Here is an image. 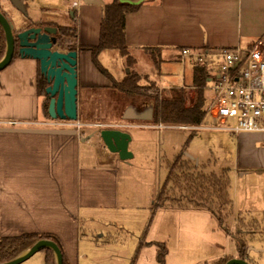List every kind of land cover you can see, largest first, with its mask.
<instances>
[{"label": "crops", "instance_id": "0c3cea01", "mask_svg": "<svg viewBox=\"0 0 264 264\" xmlns=\"http://www.w3.org/2000/svg\"><path fill=\"white\" fill-rule=\"evenodd\" d=\"M19 1L23 11L12 0H0V11L5 15H8L7 11L11 8L10 11L18 14L21 11L31 23L47 21L44 17L34 16L32 13L36 11L42 14L49 12L54 16H68L71 19L68 26H74L76 33L74 46L78 54V84L94 88L110 86V82H104L102 74L93 66L89 51L80 48L98 42L102 8L112 0ZM121 1L140 4L135 12L125 16V40L131 55L136 59V66L146 70L150 67L153 74L154 69L143 47L159 48L160 66L167 61L180 64L183 80L186 65H190L192 69L193 65L190 59L181 57L182 49L203 50L207 54L204 59L207 65L208 59L214 58V51L236 46L245 48L264 33V0ZM20 18L24 20L21 15ZM25 28L26 25L19 30ZM209 70L214 73L213 68ZM147 71L138 73L149 75L153 80ZM170 73L171 70L162 71V78ZM39 75L38 62L30 58L17 57L0 71V127L40 128L30 123L48 118L42 109L44 98L37 92L36 81ZM155 83L160 90L167 92L170 88L189 85L184 82L168 86ZM190 84L192 85V81ZM206 100L207 103V97ZM11 122L14 124H10ZM130 123L146 126L123 130L131 136L128 149L134 142L149 140L148 137L155 131L189 130L183 126H165L141 121ZM77 133L78 135H58L0 132V237H14L26 233L52 234L58 239L67 264H90L86 261L89 253L101 252L103 256L97 258H107L109 255L104 253L107 248L122 245L129 231L118 227L116 223H124L125 216L133 210L123 204L119 205L124 189L120 187L119 171L114 165L115 160H119L118 155L109 152L98 135L83 140L93 134L91 131L86 135L87 133L79 129ZM210 136L213 137L214 133ZM234 138L237 142L236 160L233 170L229 171L235 215L242 213L235 209L238 206L236 193H249L247 188L240 189L241 180L249 183L264 179V134L239 133ZM252 175H255L256 180L251 178ZM154 195H151L150 206L146 205L143 213H136L142 221L151 211ZM161 209L171 212L200 210ZM106 222L109 224L104 225ZM118 235L122 236L118 243L108 244L99 240ZM145 235L139 237V242L141 238L145 247L138 252V261L158 264L156 243L166 245V242H147ZM226 236L229 234L226 233ZM150 244H154L153 249ZM186 246L183 240L179 248H183L185 254L177 253L175 261L188 262L190 253H187ZM169 255L170 249L167 247L165 257ZM237 255L236 250L235 254H225L223 257L236 258Z\"/></svg>", "mask_w": 264, "mask_h": 264}, {"label": "rangeland", "instance_id": "374dc122", "mask_svg": "<svg viewBox=\"0 0 264 264\" xmlns=\"http://www.w3.org/2000/svg\"><path fill=\"white\" fill-rule=\"evenodd\" d=\"M10 10L7 11L8 15L5 16L9 18L15 33L19 31L21 26L24 27L26 25L27 27L30 24H34L35 27L57 28L62 27V24H64L63 26H68L71 22L68 16H54L49 12L42 14L36 11L32 13L34 16L44 17L47 21L31 23L21 11H19L21 14H18L16 11ZM20 15L24 17V20L20 18ZM53 49L58 50L57 47ZM100 60L115 78L118 77L117 79H119L120 76L123 75V71L125 72L126 70L123 59L115 52L106 51L102 53L100 55ZM208 60L207 67L209 69L213 68L215 71L218 65V59L214 57ZM134 68L137 72H146L148 70L147 73L150 74L154 82H157L159 85L160 83L166 86L180 85L182 82L189 84L184 87L187 93L186 103H189L194 96L193 89L190 86L192 81V67L188 64L185 67V79L183 80L180 64L169 61L160 66L159 70L154 69V74L150 72V67L147 70L145 68H138L136 62L133 65V69ZM169 70H171L172 73L162 78L161 72ZM102 79L104 82L107 80L103 75ZM164 92L167 91L164 90ZM40 93L43 96L44 93ZM211 93L212 92L207 89L205 97L209 99ZM43 98L44 96L42 99ZM112 101L113 99L109 88H88L82 86V83H79L77 85V120L80 123L88 125L81 127L80 131L87 133L86 135H88L90 131L94 135H98V131L103 128L96 126L97 124L111 125L129 123L123 119L111 117L114 116L116 112ZM136 108L140 110L143 109V106L138 103L136 104ZM211 122L212 120L206 121V123ZM189 133H193L194 135L185 146ZM213 133L214 136L211 137L210 135ZM235 135L236 134L231 132L216 130H214V132L205 130H191V132L189 130H163L160 132L155 131L148 137L149 140L142 139L130 145V150H128L132 154V157L125 160L118 158L119 160H115L114 163L119 171L120 187L124 189L119 205L123 204L130 207V210H133L130 211V214L127 216L124 215V223H115L118 227H122L124 230L126 229V231H129V235L125 236V241L122 245L114 248H107L108 250L104 252L107 253L106 255H109L107 258H97V256H103L101 252L89 253L86 261L90 264H147L145 260L138 261V253L134 262H132L139 244L141 243L142 245L138 252H141V249L145 247L141 238L139 242V237L142 234H146L145 239L147 242H166L167 247L170 249V255L167 256V258L169 257L168 260L165 257L166 264H211L225 254H235L234 230L237 226L236 218L238 216L234 218V215L232 218L234 221L232 222L231 220L229 222L228 229L230 232L227 237L226 232L219 227L216 218L205 209H200L198 212H171V210L158 208L155 210L153 216H151L150 211L144 221L139 219L136 215V213H143L142 211L147 208L146 205L150 206L151 195L157 192V189L160 188L165 180L167 164L179 153H182V155L186 157H197V159L194 158V160L198 163L214 157L216 164L213 170L216 173H221L222 170L227 168L232 171L235 166L234 161L236 160L237 142L234 138ZM146 136L148 135L146 134ZM251 178L256 180L255 175H252ZM241 182L240 189L243 190L247 188L249 193H236L238 197V206H235L236 211H242V214L250 218L258 220L263 218L264 179H257L255 182L249 183H245L243 180H241ZM137 207L140 208L138 209ZM243 210H248L250 212H243ZM178 213H181L179 215L180 217H177ZM108 224V222L104 223V225ZM184 224L189 226L185 227ZM118 229L120 230L121 228ZM113 230L115 231L116 229ZM183 240L187 244V253H190L187 263L174 260L177 253L180 252L185 254L182 250L183 248H179ZM88 244L90 245V242ZM153 246L154 244H150L151 249L154 248ZM249 246L254 250L259 249L261 252L257 253L250 251L248 254L246 253L248 261L251 262V264H264V242H256ZM226 258L230 259L232 257L229 256ZM20 264H45L44 252H36V254Z\"/></svg>", "mask_w": 264, "mask_h": 264}, {"label": "trees", "instance_id": "16d2710c", "mask_svg": "<svg viewBox=\"0 0 264 264\" xmlns=\"http://www.w3.org/2000/svg\"><path fill=\"white\" fill-rule=\"evenodd\" d=\"M139 6L140 4L121 0H112L110 3L105 4L102 8L98 42L80 48L89 51L93 66L110 82V86L106 88L111 91L112 103L116 111L114 116L111 117L120 118L129 123L141 121L165 126L200 125L206 114L205 105L207 100L205 92L208 89L210 79H214V75L210 73L205 62L193 66L191 87L194 96L189 103H186L187 93L184 87L170 88L166 93L160 90L159 86L148 75H141L136 72L133 69L136 61L132 57L130 47H128L125 40V16L128 13L135 12ZM33 26L35 27L34 24H30L27 28ZM56 29V41L53 48L57 47L60 52L75 50V27L62 26ZM22 30L24 29L18 32ZM13 33L14 35L17 34L14 30ZM5 48V36L0 26V59L5 53ZM142 49L153 69L159 70L161 64L159 48L143 47ZM105 51L115 52L123 59L126 70L121 79L115 78L101 62L100 55ZM17 57L19 56L16 46L12 60ZM46 86L47 82L40 74L36 81V87L38 94L42 95L40 92L44 93L45 100L42 109L45 115H47L48 107V97L44 92ZM138 103L143 106L142 110H137L136 104ZM146 113L148 114L146 117L139 118L140 115ZM193 135V133L188 135L185 146ZM215 164L214 159L198 163L192 158L183 156L182 153L175 155L172 161L167 164L165 180L153 197L151 216L158 208L205 209L216 218L219 227L229 234L228 225L234 216L230 193V171L227 168L222 170L221 173H216L213 170ZM235 217H237V226L234 230V240L238 253L237 258L248 261L247 247L256 242H264V216L258 220L237 213ZM40 240L54 241L60 248L62 264H67L58 239L52 234L45 233H26L14 237H0V264L15 259ZM99 240L102 243L114 244L121 241L122 236L118 235L114 238L107 236ZM141 245L140 243L132 262L137 257ZM156 247L157 263L165 264L166 245L156 243ZM41 251L44 252L45 264H55L52 250L45 248ZM227 260L229 259L221 257L212 264H225Z\"/></svg>", "mask_w": 264, "mask_h": 264}, {"label": "water", "instance_id": "95a60500", "mask_svg": "<svg viewBox=\"0 0 264 264\" xmlns=\"http://www.w3.org/2000/svg\"><path fill=\"white\" fill-rule=\"evenodd\" d=\"M12 1L18 9L24 10L19 0ZM0 26L4 32L6 44L5 53L0 59V71L12 62L17 46V53L20 58H30L38 62L39 73L47 82L44 89L48 97L47 116L51 119L77 120V50L60 52L53 49L57 33L55 27H31L14 35L9 19L1 12ZM147 115V113L142 114L139 118H144ZM0 132L78 135L75 129L63 128L0 127ZM93 135H88L83 140L89 139ZM98 136L105 148L109 152L117 154L119 159L125 160L132 157L128 150V144L131 140L128 132L121 129L103 128L98 131ZM45 248L54 253L55 264H62L60 248L51 240H40L15 259L2 264H20ZM250 251L261 252V250H254L249 246L246 253L248 254ZM225 264H250V262L242 258H230Z\"/></svg>", "mask_w": 264, "mask_h": 264}, {"label": "built area", "instance_id": "2783aa9c", "mask_svg": "<svg viewBox=\"0 0 264 264\" xmlns=\"http://www.w3.org/2000/svg\"><path fill=\"white\" fill-rule=\"evenodd\" d=\"M182 58L187 57L192 65L204 62L203 50L184 48ZM218 59L214 79L208 89L212 92L205 105V119L197 126H183L189 130L227 131L233 134H264V33L245 48H221L214 51ZM212 120L211 123L205 121ZM10 124H14L11 122ZM40 128H75L78 131L86 124L78 120L47 118L30 123ZM102 128L129 129L144 124H97Z\"/></svg>", "mask_w": 264, "mask_h": 264}]
</instances>
